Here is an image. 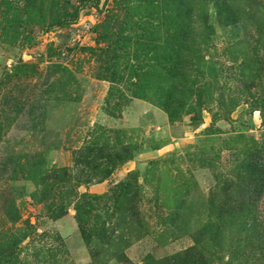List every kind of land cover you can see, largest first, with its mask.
Listing matches in <instances>:
<instances>
[{"label": "rangeland", "instance_id": "rangeland-1", "mask_svg": "<svg viewBox=\"0 0 264 264\" xmlns=\"http://www.w3.org/2000/svg\"><path fill=\"white\" fill-rule=\"evenodd\" d=\"M0 264H264V0H0Z\"/></svg>", "mask_w": 264, "mask_h": 264}, {"label": "trees", "instance_id": "trees-1", "mask_svg": "<svg viewBox=\"0 0 264 264\" xmlns=\"http://www.w3.org/2000/svg\"><path fill=\"white\" fill-rule=\"evenodd\" d=\"M246 208H247V206H246ZM173 260H175V258H172Z\"/></svg>", "mask_w": 264, "mask_h": 264}]
</instances>
